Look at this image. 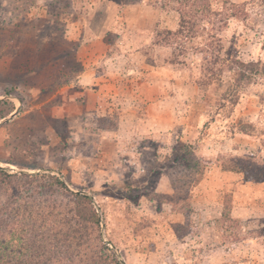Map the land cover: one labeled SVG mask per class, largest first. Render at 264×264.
<instances>
[{
    "label": "rangeland",
    "instance_id": "1",
    "mask_svg": "<svg viewBox=\"0 0 264 264\" xmlns=\"http://www.w3.org/2000/svg\"><path fill=\"white\" fill-rule=\"evenodd\" d=\"M0 169V250L264 264V0H0Z\"/></svg>",
    "mask_w": 264,
    "mask_h": 264
},
{
    "label": "trees",
    "instance_id": "2",
    "mask_svg": "<svg viewBox=\"0 0 264 264\" xmlns=\"http://www.w3.org/2000/svg\"><path fill=\"white\" fill-rule=\"evenodd\" d=\"M194 20L195 22H199L201 18H197L196 16ZM0 172H2L1 169ZM16 211L17 210H15V212ZM1 221H3V223L0 222L1 225H5L6 228L10 229L7 233L11 237L10 239H12L13 241V245H16L17 239L19 240V223L17 224L11 221L10 223L12 227H9V225L7 226L8 221ZM41 228H44L43 224H41ZM22 229H26V227ZM0 240L4 242L6 241V238H2L0 236ZM46 241L48 240H46V238H43L41 242L46 243ZM37 243L38 242L34 237L33 242L25 246L26 250H0V264H43L44 262H46V264H64L65 262H71V260L66 258L64 254H56L57 256L52 254L53 252L47 249V247L50 245H41L40 243H38L37 245ZM114 263L120 264L117 261H114Z\"/></svg>",
    "mask_w": 264,
    "mask_h": 264
},
{
    "label": "water",
    "instance_id": "3",
    "mask_svg": "<svg viewBox=\"0 0 264 264\" xmlns=\"http://www.w3.org/2000/svg\"><path fill=\"white\" fill-rule=\"evenodd\" d=\"M122 264H124V262L122 261Z\"/></svg>",
    "mask_w": 264,
    "mask_h": 264
}]
</instances>
